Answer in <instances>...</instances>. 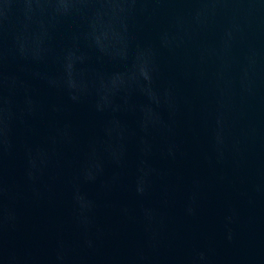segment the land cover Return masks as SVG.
Instances as JSON below:
<instances>
[{
    "label": "water",
    "instance_id": "1",
    "mask_svg": "<svg viewBox=\"0 0 264 264\" xmlns=\"http://www.w3.org/2000/svg\"><path fill=\"white\" fill-rule=\"evenodd\" d=\"M0 264H264V0H0Z\"/></svg>",
    "mask_w": 264,
    "mask_h": 264
}]
</instances>
